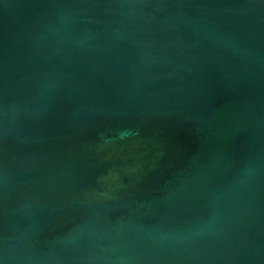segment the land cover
I'll list each match as a JSON object with an SVG mask.
<instances>
[{"label":"water","instance_id":"obj_1","mask_svg":"<svg viewBox=\"0 0 264 264\" xmlns=\"http://www.w3.org/2000/svg\"><path fill=\"white\" fill-rule=\"evenodd\" d=\"M0 264H264V0H0Z\"/></svg>","mask_w":264,"mask_h":264}]
</instances>
